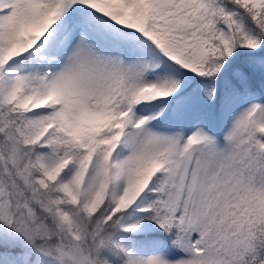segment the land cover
<instances>
[{"label":"snow or ice","instance_id":"6c2138e0","mask_svg":"<svg viewBox=\"0 0 264 264\" xmlns=\"http://www.w3.org/2000/svg\"><path fill=\"white\" fill-rule=\"evenodd\" d=\"M0 264H264V0H0Z\"/></svg>","mask_w":264,"mask_h":264}]
</instances>
